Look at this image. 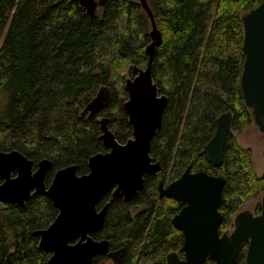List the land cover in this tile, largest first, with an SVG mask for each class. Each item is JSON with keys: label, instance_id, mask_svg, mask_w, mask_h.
<instances>
[{"label": "trees", "instance_id": "1", "mask_svg": "<svg viewBox=\"0 0 264 264\" xmlns=\"http://www.w3.org/2000/svg\"><path fill=\"white\" fill-rule=\"evenodd\" d=\"M263 1L148 0L161 33L152 77L168 99L161 129L150 143V156L162 172L145 176L129 201L109 203L96 237L107 239L112 250L124 249L118 264H166L169 253L183 257V237L171 224L178 203L158 197V180L169 183L188 167L223 178L221 234L232 230L233 217L248 200L264 195V151L258 174L251 149L237 140L252 124L240 87V16ZM149 29L134 0H106L101 21L68 0H0V152L16 150L34 167L50 161L48 186L56 171L71 165L78 166L79 175L88 173V159L107 151L98 139L99 117L107 118L116 140L125 143L132 131L123 109L125 79L130 65H147ZM101 91L108 102L89 119L83 109ZM225 112L232 114L233 134L228 133L222 163L215 167L204 148ZM145 205L148 215L139 211ZM260 211L257 202L254 214ZM56 215L42 195H32L23 207L0 204V264H47L50 254L38 249L33 232L47 228ZM246 247L234 264H245ZM102 259L96 256L90 264Z\"/></svg>", "mask_w": 264, "mask_h": 264}, {"label": "water", "instance_id": "2", "mask_svg": "<svg viewBox=\"0 0 264 264\" xmlns=\"http://www.w3.org/2000/svg\"><path fill=\"white\" fill-rule=\"evenodd\" d=\"M148 17L150 43L145 68L130 65L133 78H126L127 101L123 104L132 136L124 144L118 143L108 127V119H98L99 141L107 150L88 159V173L79 175L78 166L59 169L48 186L45 176L52 164L42 160L33 162L16 150L0 152V203L23 207L32 195L46 197L57 211L53 222L45 229L33 232L38 238V249L49 253L47 264H90L96 255L109 254L106 240L95 241L91 235L104 224L108 204L97 211L98 203L110 193L112 199L128 201L143 187L145 175L162 171L150 156V142L162 125V115L168 99L159 95L151 72L152 57L161 43L148 0H134ZM75 3L89 19L102 20L106 0H68ZM243 29L241 53L244 56L240 87L245 107L252 123L264 135V1L240 16ZM105 91L97 94L86 105L83 113L89 119L99 115L108 102ZM228 133H233L232 114L225 112L216 119L215 131L206 144L204 153L213 166L223 160V149ZM15 173V176L12 174ZM225 181L204 172L191 174L186 170L166 188L158 185L160 197L185 204L172 219V225L183 235L181 252L166 256V264H234L239 250L246 247L245 264H264V195L260 198L261 211L254 215L239 211L232 220L230 233L220 234L222 215L219 206Z\"/></svg>", "mask_w": 264, "mask_h": 264}, {"label": "rangeland", "instance_id": "3", "mask_svg": "<svg viewBox=\"0 0 264 264\" xmlns=\"http://www.w3.org/2000/svg\"><path fill=\"white\" fill-rule=\"evenodd\" d=\"M3 104H4V96L2 93H0V110L3 107ZM237 140L241 146L251 149L252 158L255 165V171L258 174H261L263 169L262 154L264 151V135L261 132H259L257 126L252 123L251 125L247 126L244 129V131L237 137ZM261 196L262 195L258 196L256 199L248 200L244 204L242 210H247L254 214L255 206L257 202H260ZM105 264H114V263L111 260H106Z\"/></svg>", "mask_w": 264, "mask_h": 264}, {"label": "flooded vegetation", "instance_id": "4", "mask_svg": "<svg viewBox=\"0 0 264 264\" xmlns=\"http://www.w3.org/2000/svg\"><path fill=\"white\" fill-rule=\"evenodd\" d=\"M127 78H133V75H132V72H131V76H128ZM126 80V79H125ZM124 89H125V87H124ZM159 89V88H158ZM107 94V93H106ZM126 94H127V92H126ZM108 95V94H107ZM159 95H163V94H161L160 93V90H159ZM165 96V95H164ZM108 97H109V95H108ZM166 97V96H165ZM167 98V97H166ZM127 99H128V94H127ZM127 99H126V101H127ZM126 101H124V103L126 102ZM123 103V104H124ZM124 109V108H123ZM166 109V108H165ZM165 111V110H164ZM164 113V112H163ZM100 114V113H99ZM126 115V114H125ZM98 116V115H97ZM163 116V115H162ZM127 117V116H126ZM99 118H102V117H99ZM98 118V119H99ZM127 121H128V117H127ZM129 124V123H128ZM131 127V126H130ZM131 130H132V128H131ZM158 133V132H157ZM156 133V134H157ZM114 134V133H113ZM231 134H233V133H231ZM131 136H132V131H131ZM131 138V137H130ZM129 138V139H130ZM152 141V140H151ZM119 143V142H118ZM151 143V142H150ZM121 144V143H120ZM124 144V143H123ZM107 152V151H106ZM105 152V153H106ZM152 158V157H151ZM207 159V158H206ZM153 162H157V161H154L153 160ZM159 163V162H158ZM210 163V162H209ZM160 164V163H159ZM162 168V167H161ZM186 170H189V172L191 173V174H193V173H197V172H193V171H191L190 170V168L188 167V168H186L185 169V171ZM184 171V172H185ZM162 172V171H161ZM161 172H159V173H157L156 175H145V176H151V177H157V175L158 174H160ZM183 172V173H184ZM199 172H204V171H199ZM182 173V174H183ZM204 173H206V172H204ZM181 174V175H182ZM207 174V173H206ZM180 175V176H181ZM209 175V174H208ZM12 176H15V173H13L12 174ZM145 176H144V178H145ZM180 176L178 177V178H180ZM209 176H213V175H209ZM213 177H218V176H213ZM178 178H176L175 180H177ZM175 180H173V181H171V182H169V183H167V182H163L162 180H158L157 181V185H156V190H157V194H158V197L159 198H166V197H160V195H159V191H158V185H159V183H162L163 184V187L164 188H166L169 184H171L172 182H174ZM143 185H144V181H143ZM143 188V187H142ZM141 191V190H140ZM139 191V192H140ZM138 192V193H139ZM138 195V194H137ZM135 197V196H134ZM105 198H106V200H105ZM131 198H133V197H131ZM130 198V199H131ZM120 199H122V198H120ZM120 199H117V200H120ZM129 199V200H130ZM167 199H171V198H167ZM116 199H112L111 198V195H110V193L109 194H107V195H105L104 197H103V199L98 203V205H97V211H99V210H101L102 209V207L105 205V204H108V207H109V203H110V201H115ZM123 200V199H122ZM128 200V201H129ZM171 200H173V199H171ZM124 201V200H123ZM173 201H175V200H173ZM125 202H127V201H125ZM176 203H178V205H177V212H176V214H178V212L181 210V208L185 205V204H181L180 202H177V201H175ZM1 205H8V204H6V203H0ZM108 207H107V213H108ZM134 210H136V209H134ZM137 211V210H136ZM135 211V212H136ZM139 211H141V212H145L146 213V215H148V214H150V212H151V209H150V207L149 206H147V205H145V206H141L140 208H139ZM135 212L132 214V215H134L135 214ZM107 213H106V215H107ZM175 214V215H176ZM174 215V216H175ZM173 216V217H174ZM173 217H172V219H173ZM105 218H106V216H105ZM172 219H171V224H172ZM104 225V224H103ZM173 226V225H172ZM103 227V226H102ZM102 229V228H101ZM100 229V230H101ZM100 230H98V231H96V232H94L92 235H91V238L93 239V240H95V241H103V240H106L108 243H109V241L107 240V239H104V238H97L96 237V235H97V233H99V231ZM177 230V229H176ZM178 231V230H177ZM180 232V231H179ZM181 233V232H180ZM220 233V232H219ZM221 234V233H220ZM181 235H182V233H181ZM182 237H183V235H182ZM182 243H183V240H182ZM123 251H124V249H114V250H112L111 248H110V243H109V254H111L112 256H113V258H108L107 257V255H96V256H102L103 257V259H102V264H105V261L106 260H111L114 264H118L119 263V260H120V258H121V255H122V253H123ZM183 253V252H182ZM170 254V253H169ZM176 254V253H175ZM95 256V257H96ZM177 256H178V254H177ZM179 257V256H178ZM94 258V257H93ZM180 258V257H179ZM180 259H184V254H183V257L182 258H180ZM93 260V259H92Z\"/></svg>", "mask_w": 264, "mask_h": 264}]
</instances>
